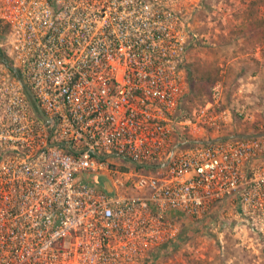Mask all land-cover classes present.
I'll list each match as a JSON object with an SVG mask.
<instances>
[{"label":"built area","instance_id":"1","mask_svg":"<svg viewBox=\"0 0 264 264\" xmlns=\"http://www.w3.org/2000/svg\"><path fill=\"white\" fill-rule=\"evenodd\" d=\"M0 24L47 118L0 62V264H150L185 217L224 204L264 222V138L170 156L218 128L211 103L185 111L182 0H0Z\"/></svg>","mask_w":264,"mask_h":264},{"label":"rangeland","instance_id":"2","mask_svg":"<svg viewBox=\"0 0 264 264\" xmlns=\"http://www.w3.org/2000/svg\"><path fill=\"white\" fill-rule=\"evenodd\" d=\"M182 2L196 35L186 72L206 85L201 96L188 89L185 111L209 102L218 126L201 125L186 140L264 133V0ZM150 264H264V222L240 220L233 204L212 206L200 218L185 217L175 242Z\"/></svg>","mask_w":264,"mask_h":264},{"label":"water","instance_id":"3","mask_svg":"<svg viewBox=\"0 0 264 264\" xmlns=\"http://www.w3.org/2000/svg\"><path fill=\"white\" fill-rule=\"evenodd\" d=\"M0 62L2 64H4L11 72L12 74L15 76V78L17 79V82L19 84V86L24 90L26 98L29 102V106H30V111L32 113V115L39 119L42 120L43 122H47V118L43 115V113L40 111L35 99L33 98L30 90L25 87L20 80L18 79V73L16 71V69L13 67V65L10 63L9 60H7L4 57L0 58ZM249 138H264V133H259V134H234L231 136H220L214 139H210V140H194V139H189V140H184L181 142H177L176 144H174V146L172 147L171 151H170V156L173 154V151L178 147V146H182V145H188V144H199V145H209L212 143H216L219 141H225V140H234V139H249ZM166 164L163 163L159 166L157 165H148V168L154 169V168H158V167H162Z\"/></svg>","mask_w":264,"mask_h":264},{"label":"trees","instance_id":"4","mask_svg":"<svg viewBox=\"0 0 264 264\" xmlns=\"http://www.w3.org/2000/svg\"><path fill=\"white\" fill-rule=\"evenodd\" d=\"M6 31V26L0 24V36ZM4 57L5 55L3 52L0 51V58ZM187 83H188V89L190 91L192 90L194 92V95L201 96L206 94V85L202 84L201 77L197 76H191V74L188 72L187 74ZM189 136H186L185 139H188ZM186 147V145L182 146ZM167 246V245H165ZM164 246V247H165Z\"/></svg>","mask_w":264,"mask_h":264}]
</instances>
